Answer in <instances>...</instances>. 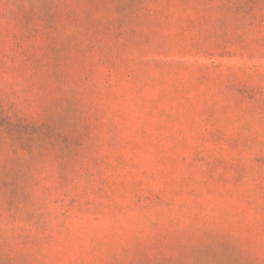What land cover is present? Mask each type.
<instances>
[{
  "label": "rangeland",
  "instance_id": "374dc122",
  "mask_svg": "<svg viewBox=\"0 0 264 264\" xmlns=\"http://www.w3.org/2000/svg\"><path fill=\"white\" fill-rule=\"evenodd\" d=\"M0 264H264V0H0Z\"/></svg>",
  "mask_w": 264,
  "mask_h": 264
}]
</instances>
